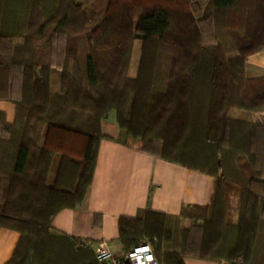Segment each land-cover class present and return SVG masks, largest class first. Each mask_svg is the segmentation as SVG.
<instances>
[{"label": "trees", "instance_id": "1", "mask_svg": "<svg viewBox=\"0 0 264 264\" xmlns=\"http://www.w3.org/2000/svg\"><path fill=\"white\" fill-rule=\"evenodd\" d=\"M111 17L117 20L113 41L104 35ZM68 20L71 16L63 14L48 31L51 40L55 36L54 41L60 43L59 46L63 41L62 30L69 31ZM101 22L92 31L82 33L83 53L70 46L66 48L64 70L71 61L80 62L83 86L71 81L67 85L63 71L61 92L51 93L49 67L40 68L44 74H35L34 81H30L31 73L37 71L38 66L26 68L16 62L13 67L19 75H13L0 59V81L11 84L10 89L6 86L0 93V98L14 101L17 107L16 122L5 127L4 138L0 141L5 153H14L11 160L0 157V167L6 169L0 172V226L20 233L18 245L7 264H98L90 245L74 237L52 234L51 223L58 210L80 202L92 178L97 145L102 137L100 122L112 110L127 146L214 177L210 205L184 206L178 215L146 211L142 218H120L119 240L125 251L138 244L139 237L146 236L162 264H185L186 257L220 260L209 256L221 250L218 236L222 237V233L217 224H209L204 219L205 225L202 229L199 227L203 233L202 243L197 247L189 245L188 230H184L178 247L171 245L174 231L167 221L170 218L193 219L192 210L206 212L211 209L215 201V172L219 171L224 178L229 167L235 176L241 177L243 171H238L237 164L242 161L238 158L242 156L246 162L254 160L255 164L260 159V152L256 151L264 153V125L228 117L233 108L264 109V79L248 80L244 76L247 56L264 49V0H108ZM44 24L36 27L37 38L46 33ZM8 31L12 28L0 32V43L10 48L12 35ZM64 38L69 40L70 36ZM138 40L142 53L138 76L127 79L129 54ZM145 48L146 52L147 48L154 50L153 53L157 48L173 52L170 66H165L159 76L158 88L145 86L157 81L151 78L152 74L148 80L141 71ZM4 52L0 47V55L7 54ZM233 52L237 57L228 58ZM151 53L148 54L152 56ZM75 67L72 63L74 72ZM109 74L124 81V86L132 85L130 92L123 90L122 104L110 103L116 102L114 98L108 101V92L121 90V84L117 86L120 82L110 85ZM35 85L38 88L41 85L44 95L37 96ZM16 86L19 91L14 93ZM22 108L39 112L36 119L41 124V146L23 133L19 135ZM128 108L129 116L126 115ZM82 113L92 114L88 129L79 126L76 120ZM146 115L148 119L140 136L138 128L142 116ZM129 118L133 120L128 122ZM154 127L161 137L145 136ZM157 140L163 150L170 144V153L159 154L155 148L159 144ZM243 143L245 148L241 146ZM175 147L178 150L173 157L171 152ZM241 150H244L243 155H240ZM57 157L60 158L58 176L53 187H49L46 185L48 170ZM251 184L252 180L247 183L248 187ZM21 189H27L32 196L41 193L50 206L35 218L9 215L6 213L9 199H18L15 196L22 192ZM243 198L244 217L237 226L235 245L222 260L229 264H264V233L259 228L264 217L258 213L259 205H263L264 211V196L247 188ZM45 243L50 245L46 252Z\"/></svg>", "mask_w": 264, "mask_h": 264}, {"label": "rangeland", "instance_id": "2", "mask_svg": "<svg viewBox=\"0 0 264 264\" xmlns=\"http://www.w3.org/2000/svg\"><path fill=\"white\" fill-rule=\"evenodd\" d=\"M78 1L80 6L78 5ZM0 5V30L5 29L0 32H6L7 29L12 28V31H8L9 34L12 35V46L9 48L8 46L0 43L1 49L7 53L0 55L2 65L7 66V69L12 70L13 75H19L18 72H16V69L13 67L16 62H19L22 66L24 65L26 68L31 65L33 67L38 66V68H36L37 71L34 70L31 73V76L29 77L30 81H34V77H36V75L44 74L40 68L43 66L49 67V91L51 93L61 92L63 71L66 73L65 81L67 85L68 81H71V83H81L79 84L81 86L84 85V75L82 73V65L80 62L77 63V60L75 63L71 61L68 67L64 70L66 48L70 46L72 50L83 53L85 46L80 45L83 43V38L81 37L82 33L85 30L90 32L98 27L99 24L101 25L104 13L108 7V0H0ZM63 14H68L69 17L71 16V20H68L70 22L68 26L69 31H67L68 29L62 30L64 31V35H62L63 41L62 45L59 46L60 43L56 44L54 41L55 36H52L51 40L49 35L51 32L48 33V31L51 28L53 29V24L56 23L59 17H61ZM110 19L111 20L108 21L104 35H107L105 38L113 41L115 40L116 35L114 26L116 25L117 20L114 17H111ZM41 23H45L44 26H46V28L43 29H47V31L46 33H43L42 37L37 38L35 35V29H37L36 27ZM100 29H102L101 26ZM55 32H57V30H55ZM66 35L70 36L69 40L64 38ZM153 51L154 50L147 48L146 52L145 48V53L143 54L144 61L142 62L141 68V71L145 72L148 80H150L148 78V76L150 77V74H152L151 78L154 77V79L157 80L153 82L150 81L147 85H145L150 89L159 87L161 83H158L159 76H162L163 68L165 66H170V58H172L173 55V52L168 49L158 50L157 48L155 49L156 52L153 53ZM150 52H152V56L149 55ZM141 56V41L138 40L133 43L132 52L129 54L130 59L126 75L127 79L137 78L138 66L141 63ZM235 57H237V53L233 52L228 54V58ZM72 63L74 66H76L75 72L72 69ZM109 80H111L110 85H115V82H120L117 83V86H120L121 84L119 87L121 90L116 92H108V101L110 102L112 98H114L116 99V102L110 103L122 104L123 102H120V100H123L124 98L123 90L130 92L132 85L126 84V86H124L122 84L124 81L121 82L120 78L117 79L110 74ZM37 85H35L36 87L34 89L37 92V96L39 97V94L40 96L44 95L41 85L39 88ZM52 87L55 88L52 89ZM103 89L104 87H102V90ZM112 111L115 112L114 110ZM129 112L130 109L128 108L126 115L129 116ZM38 113L39 112L36 114V112L30 109L29 111H23L22 108L18 131L20 132L19 135L23 133L25 137H30L32 141H38L41 146L43 141L40 131L41 124L40 121L36 119ZM147 119V115L144 117L142 116L143 121L138 128L140 136L143 133L141 129L146 123ZM76 120H78L77 122H79V126L88 129L92 122V114L82 113ZM132 120L133 118H129L128 122H131ZM133 125L138 124L133 122ZM145 136L158 139L161 137V133L157 128L154 127L147 131ZM32 141H30V143H32ZM157 141L160 145L158 144V146L155 148L159 154L160 152H163V154L170 153V144L167 146V149L163 150L162 147H160V140ZM241 146L245 148V143H243ZM32 147L35 148V146ZM175 150L178 149L175 147L171 152L173 157L177 152ZM241 151L242 152L240 155H243L244 150ZM256 152H260V159H257V163L255 164L254 160L252 162H246V158H242V156L241 158H238L242 161L240 163L238 162L237 164L238 171H243V173L240 172L241 177L235 176L229 167L227 168L228 173L224 178L220 177L219 171L215 172V201L211 209L206 212L198 209L192 210L190 213L194 215L193 219L181 218L177 220L170 218L167 221L168 227L174 231V241L171 243V245L174 244L179 247V244L182 243L183 240L184 230H188L189 238L187 241L189 245H195L196 247L198 244L200 245V243H202L203 233L199 227L202 229V226L205 225L204 219L206 218V221L209 224L213 222L214 224H217V228L221 231L223 237L222 240V237L218 236V238L221 240V250L216 252L213 251L209 256H213L220 260L226 257L229 249L235 245L237 226L244 217V208L242 206V199H244L243 191L247 188H251L254 192L261 193L264 196V153L263 150ZM250 180H252V184L250 185L251 187H248L249 185H247V183ZM20 191L22 192L15 196H18V199H9V203L7 204L8 210L6 213L21 219H26L30 217L35 218L37 215H41L47 210L49 203H47V199H44L45 197H43L41 193H37L35 194L36 196H32V194L30 195V192H28L27 189H21ZM262 206H258V213L259 216L264 217ZM261 223L262 224L259 226L260 232L264 233V220ZM156 240L157 239L154 238V241ZM141 242H147L153 247L150 239H148L146 236L139 237L138 243ZM43 245H45V252L50 250V245H47L46 243ZM207 246L210 247L209 245ZM158 260L159 264H162L160 257Z\"/></svg>", "mask_w": 264, "mask_h": 264}, {"label": "crops", "instance_id": "3", "mask_svg": "<svg viewBox=\"0 0 264 264\" xmlns=\"http://www.w3.org/2000/svg\"><path fill=\"white\" fill-rule=\"evenodd\" d=\"M244 76L248 80L264 79V49L247 56ZM6 86L7 90L11 88V84L0 81V93ZM13 90L14 93L19 91V86ZM228 117L264 125V109L233 108ZM16 118L14 101L0 98V141L5 127L13 125ZM100 130L102 137L98 141L91 181L78 204L55 213L51 223L54 234L79 239L93 251L97 244L105 242L112 253L119 256L125 251L119 240L120 218H142L146 211L178 215L184 206L210 205L214 192L212 175L127 146L113 111L101 120ZM1 156L11 160L14 153H5L0 145ZM59 160V157L54 159L48 170L46 185L49 187H53L57 179ZM3 171L6 169L0 167V172ZM19 240V231L0 226V264L11 260ZM184 262L229 264L224 260L198 257H186Z\"/></svg>", "mask_w": 264, "mask_h": 264}, {"label": "built area", "instance_id": "4", "mask_svg": "<svg viewBox=\"0 0 264 264\" xmlns=\"http://www.w3.org/2000/svg\"><path fill=\"white\" fill-rule=\"evenodd\" d=\"M94 254L98 264H159L153 247L147 242L135 244L119 256H115L105 242H100Z\"/></svg>", "mask_w": 264, "mask_h": 264}]
</instances>
